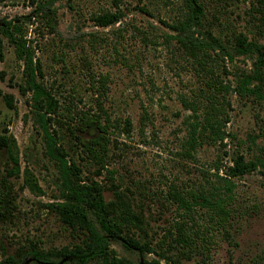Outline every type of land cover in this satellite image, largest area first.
I'll return each mask as SVG.
<instances>
[{
  "label": "rangeland",
  "instance_id": "obj_1",
  "mask_svg": "<svg viewBox=\"0 0 264 264\" xmlns=\"http://www.w3.org/2000/svg\"><path fill=\"white\" fill-rule=\"evenodd\" d=\"M178 2L53 0L55 30L49 32L43 20L35 16L31 0H2L0 20L20 24L31 41L33 59L39 63L36 80L42 82L59 106L95 111L98 99L109 115L113 126L103 168L86 160L73 140L62 135L60 145L66 148L67 158L80 167L84 181L91 179L102 185L106 200L112 198L114 187L122 191L133 209L141 213L147 238L152 241L179 220L180 210L166 198L169 188L209 192L215 187L221 197H231L227 202L231 215L227 232L209 230L214 238L207 244L196 235L197 248L188 253L189 259L184 262L264 264V168L259 165L233 178L234 186L228 194L215 179L212 168L217 161L223 169L236 151L245 159L264 157V101L256 94L240 98L230 92L222 144L204 139L191 157L181 155L185 136L182 120L188 111L179 102V95H189L198 80L177 53L173 38L176 33L162 22L172 20ZM115 3L123 12L117 23L103 27L91 20L93 14L115 10ZM207 8L212 33L223 45L216 50L217 72L224 82L233 85L237 79L251 75L259 51L253 48L251 54L239 52L231 36L244 33L261 46L260 50L264 40L257 36L247 16V1L220 5L209 2ZM0 39V136L7 139L9 149L0 148V262L36 264L29 254L31 249H58L77 242L79 235L62 224L48 206L59 201L55 198L56 170L43 154L28 96L19 92L23 81L21 62L14 58L7 38L0 34ZM99 75L106 77L103 88L96 82ZM249 84L256 85L254 81ZM260 91L264 93V86ZM6 95H10L13 108L6 104ZM143 109L147 113L144 121ZM60 118L61 114L57 116ZM125 119L130 121L128 132L124 130ZM50 129L57 130V123L52 122ZM191 216L203 229L204 208L195 205ZM186 222L191 220L187 218ZM109 247L116 256L135 262L157 259L153 253L127 250L115 240L109 241Z\"/></svg>",
  "mask_w": 264,
  "mask_h": 264
},
{
  "label": "trees",
  "instance_id": "obj_2",
  "mask_svg": "<svg viewBox=\"0 0 264 264\" xmlns=\"http://www.w3.org/2000/svg\"><path fill=\"white\" fill-rule=\"evenodd\" d=\"M2 1V0H0ZM235 0H179L177 12L170 22L162 21L171 31L176 42L178 55L188 63L197 78V85L189 95L180 94L179 102L185 114L182 124L185 136L181 142V155L191 157L196 147L207 139L210 142L222 144L224 139L223 126L228 121L230 100L228 94L235 93L238 97L256 94L264 101V48L256 41L248 40L246 34L234 33L232 45L242 53L251 54L253 48L259 51L250 76L237 79L233 85L224 82L218 70L217 49L223 47L221 40L213 35L208 23L207 10L209 2H232ZM248 18L252 20L256 34L264 40V0H245ZM53 0H31L34 4V14L43 20L49 32L55 30V8ZM115 10L93 14L91 20L98 26H109L117 23L123 12L115 3ZM221 7V6H220ZM146 11L145 8H140ZM219 9V8H217ZM0 34L7 38L13 46L14 58L21 62L22 84H19L21 95L27 94L29 106L40 130L43 154L56 170V181L59 201L50 203L59 221L71 231L77 232V242L60 248H33L29 254L36 264H188V253L195 250L194 238L207 243L212 242L213 233L209 230L227 232L226 226L230 220V209L227 202L230 195L221 197L212 191L202 192L193 188L179 190L171 187L166 192V198L176 205L179 220H174L155 241L147 238L144 219L140 212L133 209V203L122 192L112 189V198L106 200L103 195L104 187L94 180L84 181L80 167L67 158L66 148L60 144L62 135H67L74 142L75 148L86 158L103 168L106 157L108 134L112 127L111 119L100 101L96 99V110L73 111L69 107H61L57 100L45 89L42 82L36 80L40 73L39 63L33 58L31 41L25 37L20 24L13 20H0ZM259 47V48H258ZM3 57L2 41L0 39V60ZM222 73L226 74L224 68ZM106 77L99 75L96 82L104 87ZM254 81L256 85H250ZM104 94V89L101 95ZM6 104L13 108L10 95L5 97ZM141 119H147L145 109ZM61 114L58 120L57 116ZM57 123V130L50 125ZM144 124V123H143ZM124 130L128 132L130 121H123ZM264 137V135H263ZM253 140V136L250 137ZM8 149L7 139L0 136V148ZM13 163L15 159L13 158ZM264 168V157L245 159L243 154L236 151L230 158L229 164L220 169L214 161V177L227 194L232 190L233 178L250 173L257 166ZM222 170L221 173H218ZM98 174V173H97ZM204 208L206 225L200 229V224L191 216L193 207ZM189 218L191 223H187ZM193 227H196L193 229ZM206 232V234H205ZM115 240L124 248L141 253H153L157 259L135 262L126 257L116 256L109 247V241ZM202 254V252H201ZM204 258L208 255L204 253ZM183 259V261H182ZM11 261V260H10ZM0 264H12L8 260ZM196 264V263H191ZM198 264V263H197ZM201 264H210L203 261Z\"/></svg>",
  "mask_w": 264,
  "mask_h": 264
}]
</instances>
